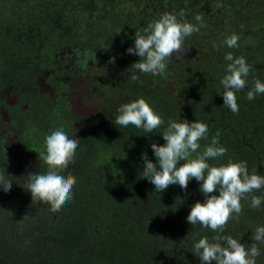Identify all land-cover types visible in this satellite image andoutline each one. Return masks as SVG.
I'll use <instances>...</instances> for the list:
<instances>
[{
  "label": "trees",
  "instance_id": "1",
  "mask_svg": "<svg viewBox=\"0 0 264 264\" xmlns=\"http://www.w3.org/2000/svg\"><path fill=\"white\" fill-rule=\"evenodd\" d=\"M165 12L199 31L162 74L131 68L140 60L127 52L135 33ZM233 33L238 45L229 48ZM229 52L252 65L238 113L222 96ZM254 78L264 82V0H0V174L13 183L10 192L0 188V264H202L194 254L201 238L231 235L251 245L264 226V187L242 199L239 216L218 233L187 221L205 201L202 182L156 192L143 178L142 157L157 162L151 145L166 143L170 120H198L208 136L193 157L219 134L226 152L210 165L243 161L264 176V94L247 99ZM10 87L15 104L2 95ZM140 98L163 121L151 133L114 123L121 104ZM78 102L92 112L80 115ZM55 130L78 147L69 167L57 169L75 177L72 198L53 212L24 187L31 175L47 173L45 140ZM252 195L262 198L257 208ZM257 246L256 264H264V243Z\"/></svg>",
  "mask_w": 264,
  "mask_h": 264
},
{
  "label": "clouds",
  "instance_id": "2",
  "mask_svg": "<svg viewBox=\"0 0 264 264\" xmlns=\"http://www.w3.org/2000/svg\"><path fill=\"white\" fill-rule=\"evenodd\" d=\"M183 11L180 13L183 16ZM195 20L202 21V16L196 15ZM199 29L187 21H181L173 13H162L160 18L152 21L143 29L136 32L135 46L129 47L127 52L138 55L140 60L132 64L131 68L153 75L162 74L166 70V61L174 52H179L185 38L190 37ZM239 37L233 33L227 37L225 43L229 48L238 45ZM227 74L221 79L223 86L224 105L233 113H238L237 93L243 91L249 83L248 76L252 70L246 59L234 57L231 52L225 55ZM132 79L138 77L132 75ZM252 87L247 91V99L254 100L256 94H264V82L258 78L252 81ZM116 125L127 128L129 124L142 128L151 133L162 123L144 98L121 104L118 115L115 116ZM218 135L212 137L211 143L206 145L202 153H196L200 148L199 141L207 139L208 127L198 120L189 122L170 120L167 129L162 133L166 141L164 145H151L157 162L153 163L143 154V178L155 185L156 192L166 190L172 184H178L187 190L189 181L195 179L200 184V191L205 196L204 202H196L187 216V221L195 225L201 224L218 233H223L225 226L233 213L238 217L241 213V200L249 194L264 187V176L258 175L255 170L251 173L246 162L229 160L219 166L210 165L209 159L224 156L226 149L219 145ZM45 163L49 166L47 173L33 174L25 182V189L30 191L33 201L39 199L51 205L53 212L58 211L72 198V188L76 179L70 173L65 177L58 174L57 169H67L76 155L78 140L70 138L62 130H55L46 137ZM184 161L178 167V164ZM12 181L0 174V188L5 192L12 189ZM219 192V195L214 193ZM211 194V195H210ZM262 198L251 196V206L257 208ZM254 241L245 246L231 235H217L210 241L207 237L201 238L194 244V254L202 264H256L260 255L258 243H264V226L254 229Z\"/></svg>",
  "mask_w": 264,
  "mask_h": 264
},
{
  "label": "flooded vegetation",
  "instance_id": "3",
  "mask_svg": "<svg viewBox=\"0 0 264 264\" xmlns=\"http://www.w3.org/2000/svg\"><path fill=\"white\" fill-rule=\"evenodd\" d=\"M40 81H41V84L45 88L46 91H48L52 96H55L56 95L55 94V91H54V86H52L49 83L44 82V80H42V78L40 79ZM7 89H11V87L10 88H7ZM11 93H12V91H11ZM2 95H3V97H8L9 98V94L6 92V89L2 91ZM12 96L14 97L13 101L11 100V98H10L11 101L9 99H8V101L10 102V104H15L16 101H17V97L15 95H12ZM85 111H87V112H90L91 111L92 112V108H90V106H86V105L80 106L79 105V102H78L77 112L81 115ZM4 114H5V116H7L8 113L5 112Z\"/></svg>",
  "mask_w": 264,
  "mask_h": 264
},
{
  "label": "rangeland",
  "instance_id": "4",
  "mask_svg": "<svg viewBox=\"0 0 264 264\" xmlns=\"http://www.w3.org/2000/svg\"><path fill=\"white\" fill-rule=\"evenodd\" d=\"M6 92L11 96V100L13 101L14 97L11 95V89H6Z\"/></svg>",
  "mask_w": 264,
  "mask_h": 264
}]
</instances>
